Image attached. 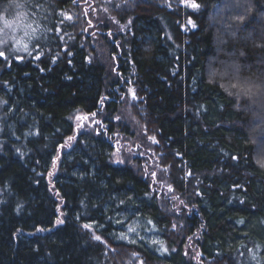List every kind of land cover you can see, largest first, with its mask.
Here are the masks:
<instances>
[{
    "label": "trees",
    "instance_id": "obj_1",
    "mask_svg": "<svg viewBox=\"0 0 264 264\" xmlns=\"http://www.w3.org/2000/svg\"><path fill=\"white\" fill-rule=\"evenodd\" d=\"M83 1L0 55V264H264V0Z\"/></svg>",
    "mask_w": 264,
    "mask_h": 264
},
{
    "label": "rangeland",
    "instance_id": "obj_2",
    "mask_svg": "<svg viewBox=\"0 0 264 264\" xmlns=\"http://www.w3.org/2000/svg\"><path fill=\"white\" fill-rule=\"evenodd\" d=\"M165 1L168 2V0ZM173 1H179L180 4L183 5L188 2L187 0ZM83 2H85L84 6H86L88 10L92 8L94 15L100 16L101 20H111L113 24H118L116 17H112L109 10L115 3V0H84ZM16 4L21 5L19 0H6L4 4H0V53H2V55L3 53L20 54L21 52H25L27 45L29 44L27 40L29 39V31L32 28L31 26L29 28L27 23L30 20L27 18L26 14L24 15L23 12L19 11L20 7H16ZM122 27L124 26L119 28ZM130 98L132 99V95ZM80 121L81 116L78 121V127L81 126ZM115 159L118 161L122 160L117 154ZM139 223L140 222L133 221L132 223H129L127 226H125V232H123L121 235L122 238L128 241L141 238L146 240L154 239V237H148L142 234V226Z\"/></svg>",
    "mask_w": 264,
    "mask_h": 264
},
{
    "label": "snow or ice",
    "instance_id": "obj_3",
    "mask_svg": "<svg viewBox=\"0 0 264 264\" xmlns=\"http://www.w3.org/2000/svg\"><path fill=\"white\" fill-rule=\"evenodd\" d=\"M15 6H16V7H21V5H19V4H16ZM191 6H192V7H197V5H195V4H192ZM189 23H191V22L189 21ZM0 55H2V53H0ZM153 175H155V174H153ZM85 227H87V225H86ZM94 238H95L96 240H99V239H100V237H98V236H97V237H94Z\"/></svg>",
    "mask_w": 264,
    "mask_h": 264
}]
</instances>
